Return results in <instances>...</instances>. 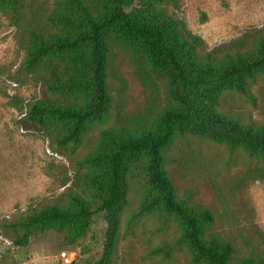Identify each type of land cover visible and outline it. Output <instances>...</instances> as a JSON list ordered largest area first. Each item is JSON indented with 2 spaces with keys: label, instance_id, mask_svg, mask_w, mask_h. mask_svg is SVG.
<instances>
[{
  "label": "trees",
  "instance_id": "1",
  "mask_svg": "<svg viewBox=\"0 0 264 264\" xmlns=\"http://www.w3.org/2000/svg\"><path fill=\"white\" fill-rule=\"evenodd\" d=\"M162 0H0L20 32L25 56L19 70L33 74L53 98L28 102L24 119L45 130L55 150L77 146L112 105L108 82L110 55L126 49L146 82L157 76L167 85V103L151 124L107 131L97 151L85 156L92 165L82 174L91 198L78 191L67 199L32 208L0 227L16 245L35 231L54 228L68 242L83 235L95 213L106 222L103 252L92 264H111L127 202L128 174L143 166L148 188L143 212L173 216L186 244L189 264H231L235 247L211 231L215 220L207 207L179 196L165 167L166 150L179 135L221 140L264 157V124L245 125L217 110L222 92L251 95L264 73V38L243 51L215 56L200 50L202 38L180 18L157 5Z\"/></svg>",
  "mask_w": 264,
  "mask_h": 264
},
{
  "label": "rangeland",
  "instance_id": "2",
  "mask_svg": "<svg viewBox=\"0 0 264 264\" xmlns=\"http://www.w3.org/2000/svg\"><path fill=\"white\" fill-rule=\"evenodd\" d=\"M55 1L45 0L47 5ZM157 5L202 38L203 53L219 57L264 38V0H162ZM19 34L0 7V221L62 202L70 191L91 198L81 179L92 168L82 164L85 156L100 148L107 131L151 124L167 103L165 81L152 76L144 82L129 52L115 47L108 67L111 107L77 146L70 142L54 150L45 130L24 119L28 102L54 96L33 74L19 70L25 56ZM216 107L245 125L264 124V73L252 84L251 95L226 89ZM165 167L179 196L213 212L211 231L235 247L231 264H264V157L185 134L166 150ZM147 188L143 166L129 172L111 264H189L176 219L163 211H142ZM105 228L99 212L71 243L64 232L50 228L16 245L0 227V264H92L103 252Z\"/></svg>",
  "mask_w": 264,
  "mask_h": 264
},
{
  "label": "built area",
  "instance_id": "3",
  "mask_svg": "<svg viewBox=\"0 0 264 264\" xmlns=\"http://www.w3.org/2000/svg\"><path fill=\"white\" fill-rule=\"evenodd\" d=\"M62 255H63V256H66V255H67V252H66V251H63V252H62ZM66 259L68 260V257H66Z\"/></svg>",
  "mask_w": 264,
  "mask_h": 264
}]
</instances>
